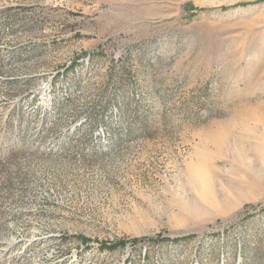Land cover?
I'll use <instances>...</instances> for the list:
<instances>
[{"label":"rangeland","instance_id":"374dc122","mask_svg":"<svg viewBox=\"0 0 264 264\" xmlns=\"http://www.w3.org/2000/svg\"><path fill=\"white\" fill-rule=\"evenodd\" d=\"M0 264H264V0H0Z\"/></svg>","mask_w":264,"mask_h":264},{"label":"trees","instance_id":"16d2710c","mask_svg":"<svg viewBox=\"0 0 264 264\" xmlns=\"http://www.w3.org/2000/svg\"><path fill=\"white\" fill-rule=\"evenodd\" d=\"M223 8H225V7H223ZM76 62H77V60H75V61L73 62L72 66H74V65L76 64ZM82 239H83L85 242H88V241H87V240H88L87 238L82 237ZM137 241H138V238H133V239H131V242H132V243L137 242ZM123 243H124V241H123L122 239H119V240L115 241L114 243L102 242V243H100V249H101V250H105V249H106V250H110V251H112V250L118 248L119 246H121Z\"/></svg>","mask_w":264,"mask_h":264},{"label":"built area","instance_id":"2783aa9c","mask_svg":"<svg viewBox=\"0 0 264 264\" xmlns=\"http://www.w3.org/2000/svg\"><path fill=\"white\" fill-rule=\"evenodd\" d=\"M97 51H100V49H96Z\"/></svg>","mask_w":264,"mask_h":264}]
</instances>
